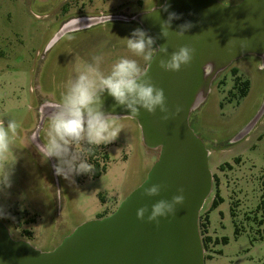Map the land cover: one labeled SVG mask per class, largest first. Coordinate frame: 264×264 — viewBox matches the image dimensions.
<instances>
[{"label": "rangeland", "instance_id": "obj_1", "mask_svg": "<svg viewBox=\"0 0 264 264\" xmlns=\"http://www.w3.org/2000/svg\"><path fill=\"white\" fill-rule=\"evenodd\" d=\"M218 1L235 5L242 0ZM164 2L0 0V119L5 126L8 119L20 125L0 166V171L6 167L10 173L11 184L0 186V221L14 239L51 252L80 225L114 213L147 179L159 150L145 146L133 118H120L123 130L118 138L101 144L109 162L106 173L97 179L91 173L81 174L80 182L77 175L70 180L56 175L53 165L58 161L45 160L37 145L46 140L48 128L41 108L59 102L79 64L97 55L103 57L100 67L105 72L121 57L136 59L143 71L150 63L126 46V38L135 29H143L139 23L107 20L73 29L68 22L80 17L132 18ZM153 47L155 53L156 44ZM237 77L250 81L242 99L238 98ZM263 103L262 60L246 56L218 75L206 101L190 117L192 129L210 151L213 174L212 193L200 214H209L205 237L212 240L205 249V264H264V115L237 140ZM217 194L223 202L212 209ZM12 208L27 216L18 221L10 215Z\"/></svg>", "mask_w": 264, "mask_h": 264}, {"label": "water", "instance_id": "obj_2", "mask_svg": "<svg viewBox=\"0 0 264 264\" xmlns=\"http://www.w3.org/2000/svg\"><path fill=\"white\" fill-rule=\"evenodd\" d=\"M169 13L179 18L171 21L172 32L166 39L161 35L160 21L167 20ZM107 20L135 21L154 38L157 55L144 72L164 89L168 107L175 111V106L180 105L182 111L167 122L160 119L159 109L155 114L141 109V114L134 116L123 107L114 108L115 101L105 92L104 111L136 119L145 146L159 150L147 179L114 213L80 225L51 252H41L28 241L14 239L0 221V264H205L199 221L212 193L213 174L210 151L192 129L190 117L206 101L218 75L235 61L257 56L264 67V0H242L235 5L218 0H165L162 6L132 18H86L81 23L72 21L69 26L77 22L84 28ZM185 23L192 27L183 37H177L175 31ZM165 43L169 52L182 45L196 48L191 65L179 72L160 69L158 48ZM207 64L213 66L209 74L205 73ZM198 93L202 99L194 103ZM55 105H44L42 115L47 117ZM263 115L264 103L237 140L244 138ZM153 183L166 187L159 196H143L144 187ZM180 187L185 189L186 200L183 206H178L175 218H162L158 227L137 219L138 208L151 207L160 199L171 200Z\"/></svg>", "mask_w": 264, "mask_h": 264}, {"label": "clouds", "instance_id": "obj_3", "mask_svg": "<svg viewBox=\"0 0 264 264\" xmlns=\"http://www.w3.org/2000/svg\"><path fill=\"white\" fill-rule=\"evenodd\" d=\"M164 10L167 11V8ZM156 14L159 20V13ZM178 18L175 13H169L167 20L160 21L163 37L168 38L172 32L169 30L171 21ZM178 27L175 35L183 37L192 25L185 23ZM154 44V38L140 28L135 29L130 38H126L127 48L136 57L149 62L157 55V52L155 55L153 53ZM158 52L161 57L158 61L160 69L179 72L191 65L196 48L182 45L169 52L168 44L165 43L158 48ZM102 60V56H93L90 62H82L76 67L75 76L66 82L59 102L47 115L46 140L37 145L45 160L55 158L58 161L53 165L55 174L66 180H70L73 175L92 173L94 165L88 162V155L93 152L94 146L113 142L123 130L118 123L120 116L104 111L102 96L105 92L115 101L114 108L123 107L134 116H139L141 109L149 114H155L159 109L162 113L160 119L167 122L182 111L180 105L175 106V111L168 107L164 89L153 83L136 59L121 57L112 63L107 72L100 67ZM212 69L211 64L205 65L206 74ZM201 99L202 94L198 93L194 103ZM19 127L14 119H8L6 126L5 120L0 119V166L6 161ZM0 186H11L10 173L6 167L0 171ZM165 187L160 183L150 184L144 187L142 195L159 196ZM184 192L185 189L180 187L171 200L160 199L151 207L144 205L138 208L137 219L158 227L162 218H175L178 206L185 203Z\"/></svg>", "mask_w": 264, "mask_h": 264}, {"label": "trees", "instance_id": "obj_4", "mask_svg": "<svg viewBox=\"0 0 264 264\" xmlns=\"http://www.w3.org/2000/svg\"><path fill=\"white\" fill-rule=\"evenodd\" d=\"M233 73L237 75L238 70L233 69ZM236 86L238 89V98L242 99L246 97V95L249 92L250 89V81L249 80H242V78L237 77L236 78ZM238 99V100H239ZM88 162L94 165V171L91 173V176L95 179L101 177L104 173L107 171L108 162H109V156L107 152L105 151L104 146H94L93 152L88 155ZM76 180L80 182L82 180V175H77ZM218 200H214L212 209H215L219 206L221 202H223L222 198L217 194ZM10 215L13 218H16L18 221L21 218H24L27 216L26 212H18L16 208H12L10 210ZM100 218H104V216H101ZM209 214H206L205 216L200 215V221H199V229H200V236L202 240V244L204 249H206L207 245L212 241L211 238L205 237L207 233V228L209 226ZM236 235H239L240 232H238V229L235 230ZM222 243L227 244L228 240L227 238H223ZM219 241L216 240L215 243H218Z\"/></svg>", "mask_w": 264, "mask_h": 264}, {"label": "flooded vegetation", "instance_id": "obj_5", "mask_svg": "<svg viewBox=\"0 0 264 264\" xmlns=\"http://www.w3.org/2000/svg\"><path fill=\"white\" fill-rule=\"evenodd\" d=\"M72 7H70V9H71ZM88 18V17H87ZM92 18H94V17H92ZM82 19H86V18H84V17H80V18H74V19H72V20H70L68 23L69 24H71L72 23V21H77L78 23H81V22H79V21H82ZM128 21V20H127ZM77 22H75L72 26H70L69 28H73V29H82V27L81 26H79L78 24H76ZM129 22V21H128Z\"/></svg>", "mask_w": 264, "mask_h": 264}]
</instances>
